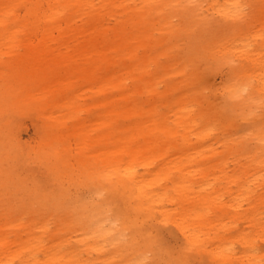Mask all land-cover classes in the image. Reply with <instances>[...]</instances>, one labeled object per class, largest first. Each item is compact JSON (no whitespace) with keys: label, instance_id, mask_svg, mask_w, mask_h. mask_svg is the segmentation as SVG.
<instances>
[{"label":"rangeland","instance_id":"374dc122","mask_svg":"<svg viewBox=\"0 0 264 264\" xmlns=\"http://www.w3.org/2000/svg\"><path fill=\"white\" fill-rule=\"evenodd\" d=\"M133 2L135 7L152 10L163 7L165 10L164 13H151L150 17L143 15L141 21L137 19L135 21L134 11L130 13L134 21L131 27L133 32L141 30L142 36L143 32L145 33L142 40L132 43V50L136 55L126 60L132 66L131 73L125 75L130 101L134 107L141 108L138 113L132 115V120L150 126L145 129L146 136L153 138L161 135V130L157 129L159 121L165 120L168 126L175 127L181 133L184 125L178 118L185 119L192 115L199 127L193 126L188 130L190 142L198 144L200 141L194 135L193 128L199 131L200 126L209 124L207 131L212 137L210 144L218 153L216 157L224 158V163L222 164L220 159L217 161L207 159L194 167L210 171L209 178L215 181L219 191L212 195V198L216 199L206 209L203 219L188 223L189 227H194L193 232H197L198 236L193 245L187 242L182 229L175 224L174 217L169 215V210L179 211L180 205L177 204H168V212L164 217H161L154 208V217L151 220L140 219L134 228L125 229L130 223L121 226L122 232H119L117 240L122 246L129 241L128 237L136 240V246L140 241L145 264H209L210 252L220 245L226 247V252L229 251L228 255L232 256L224 257L225 264H237L236 256L241 253L242 247L235 236L248 225L245 215L251 214L254 203L261 209L264 221V200L246 199L239 208V213L242 214L233 216L236 213L235 204L240 201L232 200L237 185L229 178H223V174L227 172L235 175L237 171L242 170L238 166L235 167V161L242 157L238 155L244 148L253 149L258 146L259 152L264 153V142L258 143L259 138H256L261 131L260 128H264V93H258V96L254 97L255 101L248 106L236 108L228 102L227 87L229 83L235 82L236 73L242 64L250 68L252 65L256 66L258 62H264V0ZM234 2L237 3L235 8L232 6ZM189 6H194V11L186 15ZM17 12L22 18L25 15L24 5L17 4ZM100 15L106 27H112L115 19L119 17L118 14L115 16L106 14L104 9L100 10ZM73 22L80 23L78 18ZM36 32L31 35L19 30L17 38L22 46L17 48L16 52L24 54L28 45L35 44L37 50L46 52L39 44L41 30ZM110 35L98 36L105 37L107 41ZM147 36L151 38L147 40ZM77 38L67 40L68 45L74 47L82 41L79 36ZM50 44L53 45L52 42ZM66 45L64 42L58 50L65 51ZM50 53L49 51L47 59L41 62L35 60L33 56L32 63L12 64L9 62L16 61L17 56L10 58L8 54L3 56L4 62H0V222L4 224L1 225L4 228L0 229V238L4 232L7 241L21 240L20 227L5 225L11 220L21 218L22 221L37 222L44 215L50 214L51 222L56 224L58 211L52 208L51 198L55 197L59 201L61 192L68 194L65 204L77 203L82 212L81 221L87 222L89 211L97 207L102 198L104 208L105 203L107 204L106 211L121 219L129 216L133 218L135 215L128 210L124 197L119 192H114L108 186H99L94 180L85 177L82 165L92 166L90 156L98 152L101 154L105 148L104 144L93 142L98 132L104 131L103 128H92L103 110L97 103L102 97H99L96 84L84 80L76 82L65 91L62 90L64 86L34 88L30 100L20 105L16 104L17 95L27 92V89L22 87L23 79L37 77L36 71L45 70L46 61L51 57ZM144 55L147 62L145 69L135 71L134 68L136 69L142 62ZM251 56L254 57L255 64L250 61ZM75 61L81 62L82 58L76 55ZM59 75L64 77L63 73ZM102 75L100 71L99 76ZM252 79L257 82L256 77ZM106 91L110 97L115 94L109 85L106 86ZM65 92L73 93L74 100L79 106L76 115L82 125L76 133L66 131L64 145L68 146L69 154L58 158L47 153L45 138H48V135L44 133L43 126L48 121L40 112L44 113L47 110L42 109V105L52 95L59 97ZM180 102L183 103V108L175 106ZM121 103L126 105L129 101ZM68 108L70 107L56 106L51 111L53 116L65 119L66 126L70 129L76 118L67 115L71 110ZM221 122L226 125H221ZM84 132L88 134L82 148L84 159H80L79 148ZM58 142L54 141L53 144L61 146L62 144ZM185 147L184 144H181L178 150L169 147L170 149H165L163 153L153 155L145 165L136 163V169L144 173V178H148L145 168L156 170L160 167L161 161L171 159L166 166L172 167L171 163L177 158L190 157L192 154L194 156V153L182 155ZM236 149L241 151L234 153ZM45 154L50 160L45 159ZM243 163L248 165L250 173L255 176L261 173H256L253 165H249L246 159ZM216 164L218 166L211 169ZM167 170L169 171L168 168ZM153 189L154 192L158 191V187L154 186ZM101 190L103 194H100ZM258 192H264V188ZM219 202H223V205H218ZM192 204L190 203L191 206ZM244 212L247 213L243 214ZM69 219L74 221L73 215H70ZM55 224L51 225L52 229L55 228ZM147 233L154 237L152 250L146 242ZM84 236L82 233L81 237ZM257 243L260 246V254L264 256V240H258ZM197 244H200V248ZM229 247L232 248L233 254H230ZM86 252V246H82L84 257L87 256ZM97 262L108 264L100 260ZM116 263L123 264L122 261ZM261 264H264V259L261 260Z\"/></svg>","mask_w":264,"mask_h":264},{"label":"bare ground","instance_id":"6f19581e","mask_svg":"<svg viewBox=\"0 0 264 264\" xmlns=\"http://www.w3.org/2000/svg\"><path fill=\"white\" fill-rule=\"evenodd\" d=\"M133 1L0 0V62H4L5 54H8L10 58L17 56L16 61L9 62L12 64L32 63L33 56L35 60L41 62L46 60L47 53L51 52V57L46 61L45 70L36 71L37 77L23 79L22 87L26 88L27 92L17 95L16 104L20 105L30 100L33 97L34 88L49 89L52 85L64 86L62 90L65 91L76 82L84 80L96 84L99 97H102L97 103L103 107V110L99 113V118H96V124L92 128H103L104 131L98 132L93 142L102 143L105 148L101 154L98 152L90 156L92 166L82 165L85 169V177L94 180L99 186H108L114 192H119L124 197L128 210L135 213L133 218L129 216L121 219L106 211L107 204L105 203L104 208V198H102V202L100 201L97 207L89 211L90 216L87 217V222L81 221L82 212L77 203L65 204L68 194L61 192L59 201L55 197L51 198L52 208L58 211L56 224L51 222L50 214L44 215L37 222L22 221L23 219L20 218L5 223V225L20 227L22 233L20 242H17V240L7 241L3 232L0 238V264H98L99 260L108 264H117L118 261H122L123 264H145L140 241L136 246V240L128 237L129 241L122 246L117 240L119 232H122L121 226L130 223L125 228L129 229L136 227L140 219L151 220L154 217V208L161 217H164L168 212V204L180 205L178 212L175 209L169 210V215L174 217L173 221L182 229L189 244L193 245L197 241V232H193L194 227H189L188 223L203 219L206 209L216 199V197L212 198V195L218 192L219 188L216 187L215 181L209 178L210 171L205 168L194 169V167L207 159L212 161L220 159L223 164L224 158L216 157L218 153L210 144L212 137L207 131L209 124L200 126L199 131L193 128L194 135L200 141L198 144L190 142L188 130L193 126L199 127L192 115L185 119L178 118V121L184 125L181 133L175 127L168 126L165 120L159 121L157 129L161 130V135L153 138L146 136L145 129L150 126L141 121L132 120V115L138 113L141 108L134 107L130 101L125 75L131 73L132 66L126 60L136 55L132 50V43L142 40L145 33L143 32L142 36L141 30L133 32L131 27L134 21L130 13L134 11L135 21L136 19L141 21L143 15L150 17L151 13H164L165 10L163 7L158 10L135 7ZM154 1L160 2L161 0ZM19 3L24 5L25 15L22 18L17 12ZM236 4L234 2L232 6L235 8ZM101 9H104L106 14L119 15L112 27H106L102 23ZM192 11H194V6H189L186 15ZM76 18L79 19V24H74L73 21ZM18 27L21 32L31 35L36 34V31L40 29L39 44L46 52L37 50L36 44L28 45L24 54L16 52V49L22 46L17 38ZM99 34L111 35L106 41L105 37H99ZM78 36L82 41L70 47L67 40H75ZM150 38L147 36V40ZM64 42L67 44L66 50H58ZM71 49L72 52H70ZM40 53H44L45 56ZM76 55L82 58L81 62L75 61ZM249 58L252 64H255L254 57ZM146 64L144 55L142 62L134 70L142 71ZM261 67H264V62H258L256 66L252 65L250 68L243 64L240 66L235 82L229 83L227 87L228 102L231 105L236 108L248 106L255 101L254 97L258 96V93H264V68ZM100 71L103 73L102 76H99ZM62 73L64 77L59 75ZM253 77H256L257 82L252 79ZM107 85L115 92L112 97L107 94ZM123 101H129V103L122 105ZM56 106L70 107L68 110H71L67 112V115L76 118L70 129L66 126L65 119L52 115L51 110ZM175 106L184 107L182 102ZM42 109H47L44 113L40 112L48 121L43 126L44 133L48 135V138H45L47 153L54 154L58 158L67 156L69 148L64 145L66 143L64 135L67 130H70V133H76L82 125L76 115L79 106L74 100L73 93L65 92L59 97L52 95L42 105ZM221 125L226 124L221 122ZM260 129L256 138H259L258 143H263L264 128ZM87 134V132L82 134L79 148L80 159H84L82 148L85 145L84 139ZM54 141H59L58 143L62 145L53 144ZM147 142L149 144H146ZM181 144L186 146L182 150V155L194 153V156L192 154L190 157L177 158L171 163L172 167L166 166L171 159L161 161L160 167L156 170L145 168V173L149 175L148 178H144V173L136 169V163L145 165L153 155L163 153L169 147L178 150ZM239 151L241 150L236 149L234 153ZM259 151L258 146L253 149L244 148L238 155L242 157L235 161V167L238 166L242 170L237 171L235 175L227 172L223 174V178H229L237 185L232 200L238 201L239 199L240 201L235 204L236 213L233 216L242 214L239 213V208L246 199L264 200V192H258L264 188V153ZM45 159L50 160L47 154H45ZM244 159L249 165H253L256 173H261L257 176L250 173L251 169L248 165H243ZM216 166L218 164L213 165L211 169ZM154 186L158 187L157 192H154ZM171 191L173 192L170 194ZM103 193L101 190L100 194ZM164 196L165 198H162ZM184 201L186 203H183ZM190 203H193L192 206ZM63 204H65L64 208ZM217 204L221 206L223 202ZM262 214L261 209L254 203L251 214L245 215L248 225L235 236L242 247L241 253L236 256L237 264H261V260L264 259L257 243L258 240H264ZM70 215H73L74 221L69 219ZM53 224H55L54 229L51 228ZM1 225L4 224L0 222ZM3 228V226L0 227V229ZM250 228L252 230H247ZM81 232L84 233V237H81ZM145 237L149 249L152 250L154 237L150 233H147ZM82 246H86V257L82 255ZM197 246L200 248V244ZM228 249H230V254H233L232 248ZM228 253L226 247L220 245L210 252L209 264H225L224 257H232Z\"/></svg>","mask_w":264,"mask_h":264}]
</instances>
